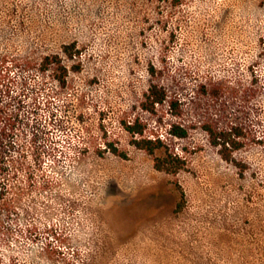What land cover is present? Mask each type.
I'll list each match as a JSON object with an SVG mask.
<instances>
[{"label":"rangeland","instance_id":"374dc122","mask_svg":"<svg viewBox=\"0 0 264 264\" xmlns=\"http://www.w3.org/2000/svg\"><path fill=\"white\" fill-rule=\"evenodd\" d=\"M1 57L21 124L0 264H264V146L234 154L242 171L222 159L201 127L238 108L195 94L212 81L256 89L260 111L241 120L264 131V0H0ZM152 81L194 123L172 142L186 158L176 175L122 127Z\"/></svg>","mask_w":264,"mask_h":264},{"label":"trees","instance_id":"16d2710c","mask_svg":"<svg viewBox=\"0 0 264 264\" xmlns=\"http://www.w3.org/2000/svg\"><path fill=\"white\" fill-rule=\"evenodd\" d=\"M57 62L56 56H46L39 63V71L45 72L50 64ZM16 64V63H14ZM11 65V64H10ZM151 77H155V71H148ZM10 70L7 57L0 58V207L4 205L3 178L8 176L7 158L14 149L13 139L17 137L18 128L21 124L20 115L17 111L8 109L9 102L3 103L10 94ZM63 82V81H62ZM207 95L210 100L220 102L224 107H236L238 111L230 117H220V126L216 122L205 121L202 130L206 133L208 143L215 148L220 157L231 161L243 170L242 164L234 160V154L243 149L247 143L264 146V131L256 133V127L252 121L241 120L243 115H250L254 108H249L250 100L257 93L251 87H241L240 84L229 85L224 81H212L197 86L195 94ZM196 97V96H195ZM193 97L189 102L192 103ZM176 89L170 88L163 83L152 81L145 92L133 105L134 112L130 120L122 122V127L132 138V145L144 151L153 159L155 170L171 175H176L186 166V158L176 153L173 149L174 140H184L189 136L194 123L185 120L184 103ZM193 107V106H192ZM218 120V119H217ZM219 122V120L217 121ZM257 128L260 121L256 120ZM165 129V136L161 130ZM259 134V135H257ZM108 152L120 158H126V153L117 147L108 145ZM14 174V173H13Z\"/></svg>","mask_w":264,"mask_h":264}]
</instances>
